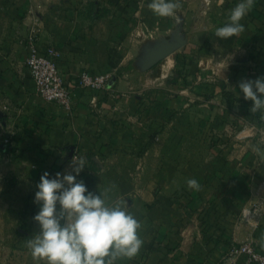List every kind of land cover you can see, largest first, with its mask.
Here are the masks:
<instances>
[{
  "label": "crops",
  "instance_id": "0c3cea01",
  "mask_svg": "<svg viewBox=\"0 0 264 264\" xmlns=\"http://www.w3.org/2000/svg\"><path fill=\"white\" fill-rule=\"evenodd\" d=\"M150 2L44 0L8 8L11 27L0 30V123L14 134L17 147L7 148L29 159L14 167L19 197L0 219L25 221L28 240L38 235L40 176L75 175L77 156L85 160L77 181L109 207L122 201L141 224L139 254L114 264L219 263L231 244L245 241L264 251V109L252 113L253 102L238 86L264 76V0H255L241 21L245 31L228 39L214 33L239 0H180L172 17L155 16ZM33 26L39 44L60 53L72 115L34 91L24 64ZM178 26L185 45L141 70L143 48ZM84 69L108 73V87L78 86ZM214 125L228 132L218 143L208 133ZM169 144L177 150L172 158ZM190 178L200 191L188 188ZM252 203L261 208L253 224L240 216ZM20 250L17 264H47L35 261L26 245ZM231 264L249 263L236 257Z\"/></svg>",
  "mask_w": 264,
  "mask_h": 264
},
{
  "label": "clouds",
  "instance_id": "9594fccd",
  "mask_svg": "<svg viewBox=\"0 0 264 264\" xmlns=\"http://www.w3.org/2000/svg\"><path fill=\"white\" fill-rule=\"evenodd\" d=\"M254 5L255 0H239L224 25L215 30V36L228 39L243 33L241 21ZM148 8L155 16L172 17L182 4L180 0H151ZM238 86L243 98L253 102L252 113L264 109V76L242 79ZM72 164L75 175L57 172L50 178L44 172L40 176L34 198L40 210L33 219L41 230L26 242L32 258L46 260L47 264H114L118 257H136L144 243L137 231L140 222L125 210L122 201L109 207L100 196L89 193L83 181H77L85 164L83 158L73 156ZM187 186L201 190L195 178L188 179ZM260 246L264 248V234Z\"/></svg>",
  "mask_w": 264,
  "mask_h": 264
},
{
  "label": "built area",
  "instance_id": "2783aa9c",
  "mask_svg": "<svg viewBox=\"0 0 264 264\" xmlns=\"http://www.w3.org/2000/svg\"><path fill=\"white\" fill-rule=\"evenodd\" d=\"M24 64L34 82V91L45 103L53 104L64 109L69 115L73 113V103L69 85L60 75L58 59L60 53L53 47H42L39 44L38 29L32 27L25 37ZM108 73H92L81 70L77 74V85L95 91H103L108 87ZM8 110L7 105L2 107ZM3 144L11 145V138L5 137ZM261 211L259 203H252L243 207L241 219L252 223ZM236 257H243L249 264H264V251L258 250L251 242L233 243L230 245L225 257L219 263L231 264Z\"/></svg>",
  "mask_w": 264,
  "mask_h": 264
},
{
  "label": "rangeland",
  "instance_id": "374dc122",
  "mask_svg": "<svg viewBox=\"0 0 264 264\" xmlns=\"http://www.w3.org/2000/svg\"><path fill=\"white\" fill-rule=\"evenodd\" d=\"M43 3L44 0H0V30L7 29L11 27L9 24L7 10L8 8L15 3ZM68 0H61V3H66ZM137 63V61H136ZM1 101V98H0ZM1 106V103H0ZM1 113V108H0ZM240 128L242 126H239ZM216 126H213V130L208 131L210 136L212 135V140L216 143L219 142L223 133H228L225 130H216ZM238 128V125L236 126ZM235 128V130H236ZM167 133H170L169 128L166 130ZM10 137L12 144L7 145L9 147H17L14 140V134L12 133V128L6 127L5 124L0 123V144H3L2 140L5 137ZM177 150L171 147L167 148V156L169 158L173 157V154ZM28 156H21L17 154L14 150H3L0 147V199L4 198L5 204L0 202V214L4 211L7 206H10V210L13 209V201H15L19 196V180L14 174L16 165H23L28 163ZM12 216V213H10ZM28 228L25 221L18 219H0V264H17L21 254L22 245H26L28 241V235L24 232Z\"/></svg>",
  "mask_w": 264,
  "mask_h": 264
},
{
  "label": "water",
  "instance_id": "95a60500",
  "mask_svg": "<svg viewBox=\"0 0 264 264\" xmlns=\"http://www.w3.org/2000/svg\"><path fill=\"white\" fill-rule=\"evenodd\" d=\"M186 43L181 32V27L178 26L173 33L167 38L152 43L143 48L141 56L137 60V65L143 71H147L159 64L171 53L183 47ZM3 150H6V144H0Z\"/></svg>",
  "mask_w": 264,
  "mask_h": 264
},
{
  "label": "trees",
  "instance_id": "16d2710c",
  "mask_svg": "<svg viewBox=\"0 0 264 264\" xmlns=\"http://www.w3.org/2000/svg\"><path fill=\"white\" fill-rule=\"evenodd\" d=\"M7 147H9V146H7ZM8 149V148H7Z\"/></svg>",
  "mask_w": 264,
  "mask_h": 264
}]
</instances>
